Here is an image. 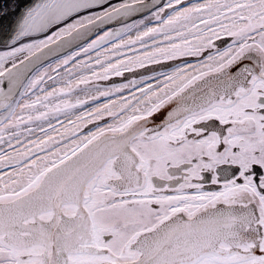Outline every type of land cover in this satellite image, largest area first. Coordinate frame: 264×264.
<instances>
[{
	"label": "snow or ice",
	"instance_id": "snow-or-ice-1",
	"mask_svg": "<svg viewBox=\"0 0 264 264\" xmlns=\"http://www.w3.org/2000/svg\"><path fill=\"white\" fill-rule=\"evenodd\" d=\"M0 264H264V0H0Z\"/></svg>",
	"mask_w": 264,
	"mask_h": 264
}]
</instances>
